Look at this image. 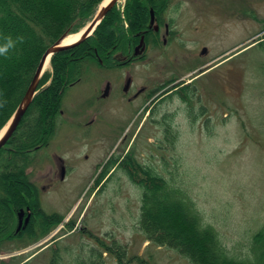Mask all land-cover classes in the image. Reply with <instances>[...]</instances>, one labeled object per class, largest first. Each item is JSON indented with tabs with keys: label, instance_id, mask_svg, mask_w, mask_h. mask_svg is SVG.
<instances>
[{
	"label": "rangeland",
	"instance_id": "374dc122",
	"mask_svg": "<svg viewBox=\"0 0 264 264\" xmlns=\"http://www.w3.org/2000/svg\"><path fill=\"white\" fill-rule=\"evenodd\" d=\"M186 1L181 12L173 14L180 36L164 56L155 55L157 51L148 54L158 56L161 81L175 76L197 86L195 94L190 87L185 95L180 85L162 98L154 113L156 120L171 114V141L165 140L162 125L154 119L139 134L135 126L122 143L125 127L110 130L107 115L92 131L97 142L92 147L85 141L69 146L67 141L80 129L58 126L51 142L33 154L28 172L39 187L42 210L58 213L60 221L40 240L5 244V248L22 246L2 250L0 264H48L56 246L66 264H76L75 257L89 256L90 248L100 247L99 239L110 244L114 238L127 246L129 258H136L129 264H192L176 250L150 241L139 228L142 188L131 170L120 166L132 143L136 162L155 165L188 191L231 253L246 254L252 235L264 223V0ZM125 3L119 0L117 6L123 9ZM133 70L142 76V64ZM122 75L121 68L92 70L90 78L69 87L63 108L69 114L71 102L86 95L98 77ZM77 106L82 110L84 102L78 100ZM103 134H108L105 143L100 141ZM56 156L72 166L65 180L56 176ZM112 157L118 160L116 167L109 166ZM103 257L106 264H117L109 251Z\"/></svg>",
	"mask_w": 264,
	"mask_h": 264
},
{
	"label": "trees",
	"instance_id": "16d2710c",
	"mask_svg": "<svg viewBox=\"0 0 264 264\" xmlns=\"http://www.w3.org/2000/svg\"><path fill=\"white\" fill-rule=\"evenodd\" d=\"M102 1L0 0V47L9 39L15 45L0 55V130L21 102L47 48L64 35L80 31L95 16ZM171 1L126 0L123 9L115 5L83 42L52 55V70H46L42 76L38 92L17 130L0 149V231L12 227L16 212L27 205L32 208L33 217L30 228L20 235L29 237L22 245L45 237L60 221L58 213L48 214L41 208L39 187L28 172L33 154L47 146L58 131L60 109L69 84L85 77L100 58L114 65V53H129V44L140 38L137 30L147 28L151 8L157 13ZM155 34L146 31L145 39L149 41ZM190 87L195 94L197 86L193 83L180 91L189 95ZM116 161L112 157L108 165ZM120 163L122 168L131 170V177L142 188L139 228L150 241L176 250L192 264H264V223L252 235L246 254L233 255L219 230L204 220L188 191L161 174L155 165L138 163L130 155ZM98 245L99 248H90L89 256L75 257V263L106 264L105 250L117 264L136 260L127 256V246L116 238L110 244L99 239ZM50 251L48 264H66L60 247ZM137 260L145 262L142 258Z\"/></svg>",
	"mask_w": 264,
	"mask_h": 264
},
{
	"label": "flooded vegetation",
	"instance_id": "af4514ba",
	"mask_svg": "<svg viewBox=\"0 0 264 264\" xmlns=\"http://www.w3.org/2000/svg\"><path fill=\"white\" fill-rule=\"evenodd\" d=\"M185 2L187 1L172 0L169 6L157 11V13L151 8V10H154L155 20L153 24L151 20H149L146 29L137 30L139 31L137 34H140V38L137 42L129 44V53L124 54L120 51L114 53V65H112V63H105L104 60L100 58L99 64L90 66V70L85 77L78 78L69 84L70 88L80 85L83 80L90 78L88 75L92 70H98L101 72V70L104 69L107 72L109 70H117L120 68L124 69V75L122 76L112 78L100 76L94 80L92 86L88 87L90 91H87V93H85L86 95L83 97L80 96L76 101L71 102L73 108L70 110L69 114L65 111L63 106L61 107L59 128L60 126L67 128L68 125H71L74 128L80 129L79 135H73L69 138L71 140L67 141L69 146L75 147L76 144H80L83 141H85V144H88L90 147L96 144L97 142L93 139L92 131L98 123V120L100 119L103 121V118L107 115H109V119L106 118V121L108 122L106 125H108L110 130L125 127L121 142H126L128 132L133 130L135 126L137 127V134H139L149 119L156 120L154 113L161 104L163 97L173 93V91L179 88L180 85H182L180 86L182 88L190 84L188 81H183V78H177L175 76L164 82L161 81L162 65L157 59L158 56H164V50L170 46L175 39H177L176 36H180L181 34V30L176 28L178 21L173 14L181 12L184 8ZM146 31H154L157 34L151 36L149 41H147L145 39ZM186 42L187 41H181L182 45ZM139 45L140 50L136 54L135 51ZM151 51L159 52L158 54H155L158 56L152 58L148 55ZM140 64L143 66V72L142 76L137 77V75H135V70L133 69ZM145 76L147 77L145 78L147 79L146 81L144 79ZM78 100L84 102L82 110L77 109ZM130 114H134V117L130 118ZM167 115H170V117L168 118ZM167 115L164 114L162 119L156 120L155 123L157 122L162 125L164 138L166 141L169 140L168 142H170V132H172L171 114ZM88 116L90 118L86 119ZM107 135H102V139L100 140L102 143H105L108 138ZM135 139L136 138H133L132 142L135 141ZM132 144L129 145V149L123 155V158H126L129 155L135 158L136 155H134L135 153L131 150ZM56 157L59 166L56 176L59 175L58 177H60L61 180H65L67 174L72 170V166L70 162L62 156ZM88 157L89 153L85 155V159ZM137 162L141 163L140 160ZM117 163L118 160L114 164L115 167L117 166ZM138 171L139 173H142L141 170ZM49 179L53 180L54 177H50ZM49 184L52 185L51 181ZM32 217L33 210L30 205L20 208V210L16 212L15 224L12 227L9 226L0 231V247L3 248L2 250L6 249L4 247L5 244H15L17 241L24 242L29 239V237L20 235L27 232L28 228H30ZM72 223H74V221H72Z\"/></svg>",
	"mask_w": 264,
	"mask_h": 264
},
{
	"label": "water",
	"instance_id": "95a60500",
	"mask_svg": "<svg viewBox=\"0 0 264 264\" xmlns=\"http://www.w3.org/2000/svg\"><path fill=\"white\" fill-rule=\"evenodd\" d=\"M119 0H108L100 6L98 9L96 15L94 18L90 21V23L83 29L80 37L71 43H64L63 40L68 35H64L62 38H60L57 42L52 44L47 48V50L42 55L39 64L37 65V68L33 74V77L29 83V86L26 89V92L17 106L15 112L7 122V124L3 128V133L0 136V149L4 147L8 140L13 136L15 131L17 130L23 116L25 115L27 109L31 105L36 93L39 89V84L41 81L42 76L44 75L47 65L51 64V58L52 55L56 52H59L64 49H68L70 47L76 46L83 42L85 39H87L89 36H91L98 25L101 23V21L104 19V17L108 14V12L117 4ZM151 22L153 24L155 20V14L154 10H151ZM143 40V38H142ZM140 45L136 48L135 53L137 54L140 50ZM206 51V48L203 49V52Z\"/></svg>",
	"mask_w": 264,
	"mask_h": 264
},
{
	"label": "bare ground",
	"instance_id": "6f19581e",
	"mask_svg": "<svg viewBox=\"0 0 264 264\" xmlns=\"http://www.w3.org/2000/svg\"><path fill=\"white\" fill-rule=\"evenodd\" d=\"M105 1H108V0H105ZM82 31H83V30H82ZM82 31H79V32H76V33H71V34H69L68 36L65 37V39L63 40V42H64V43H71V42H73V41H76V40L80 37ZM49 66H50V64L47 65V68H48ZM3 131H4V130H1V132H0V136H1V134L3 133Z\"/></svg>",
	"mask_w": 264,
	"mask_h": 264
},
{
	"label": "clouds",
	"instance_id": "9594fccd",
	"mask_svg": "<svg viewBox=\"0 0 264 264\" xmlns=\"http://www.w3.org/2000/svg\"><path fill=\"white\" fill-rule=\"evenodd\" d=\"M14 46V42L9 39L4 46L0 47V55H5L9 51V49L13 48Z\"/></svg>",
	"mask_w": 264,
	"mask_h": 264
}]
</instances>
